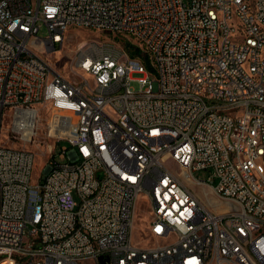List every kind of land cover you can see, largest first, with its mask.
<instances>
[{"label": "built area", "instance_id": "1", "mask_svg": "<svg viewBox=\"0 0 264 264\" xmlns=\"http://www.w3.org/2000/svg\"><path fill=\"white\" fill-rule=\"evenodd\" d=\"M72 28L141 54L79 49L70 81L44 55ZM42 113L37 175L0 141V264H264V0H0V139L31 143Z\"/></svg>", "mask_w": 264, "mask_h": 264}, {"label": "rangeland", "instance_id": "2", "mask_svg": "<svg viewBox=\"0 0 264 264\" xmlns=\"http://www.w3.org/2000/svg\"><path fill=\"white\" fill-rule=\"evenodd\" d=\"M46 36V29L41 28L38 37L44 39ZM106 43L115 44L123 49L125 45L130 43L137 48H140V43L133 37H129L123 34H114L108 32H100L95 30H88L82 28H72L67 31L62 41V46L55 52L45 54V60L53 71L70 81H77V78L72 74V65L74 57L79 49L84 50L90 45H103ZM126 51V49H125ZM140 78L139 75H135L134 79ZM131 88L134 90L139 89V85L136 82L131 83ZM48 114L42 113L40 123L38 125L37 134L33 138L31 143H24L18 140L5 141L1 138L0 141L6 146L12 148H21L31 151L35 156L34 174L37 175L41 170L43 164L51 159V155L47 152L48 146L53 144V140L46 136V127L48 122ZM4 132V131H3ZM63 144H60L61 146ZM58 146V148H59ZM59 149H57L58 152ZM58 154V153H57ZM57 156V155H56ZM58 157V156H57ZM168 167H172L171 162H167ZM44 173V171H43ZM209 175L207 171H199L194 174V177L201 180H206ZM189 188L192 192L203 202L209 201L211 209H218L222 207V203L219 198L213 193L210 188L197 187L190 185ZM136 226L132 233V243L137 246H147L149 242V235L143 231L144 222L147 221L148 216L145 214L144 200L139 199L136 206Z\"/></svg>", "mask_w": 264, "mask_h": 264}, {"label": "trees", "instance_id": "3", "mask_svg": "<svg viewBox=\"0 0 264 264\" xmlns=\"http://www.w3.org/2000/svg\"><path fill=\"white\" fill-rule=\"evenodd\" d=\"M125 49L130 57H139L141 54V50L130 43L125 45Z\"/></svg>", "mask_w": 264, "mask_h": 264}, {"label": "bare ground", "instance_id": "4", "mask_svg": "<svg viewBox=\"0 0 264 264\" xmlns=\"http://www.w3.org/2000/svg\"><path fill=\"white\" fill-rule=\"evenodd\" d=\"M206 206L210 207V202L209 201H205L204 203Z\"/></svg>", "mask_w": 264, "mask_h": 264}, {"label": "water", "instance_id": "5", "mask_svg": "<svg viewBox=\"0 0 264 264\" xmlns=\"http://www.w3.org/2000/svg\"><path fill=\"white\" fill-rule=\"evenodd\" d=\"M100 260V262H102L103 263V260L102 259H99Z\"/></svg>", "mask_w": 264, "mask_h": 264}]
</instances>
